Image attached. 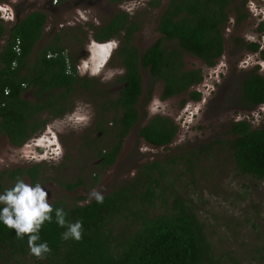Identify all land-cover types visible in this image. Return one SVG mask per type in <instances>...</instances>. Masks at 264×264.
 Here are the masks:
<instances>
[{
    "label": "trees",
    "instance_id": "16d2710c",
    "mask_svg": "<svg viewBox=\"0 0 264 264\" xmlns=\"http://www.w3.org/2000/svg\"><path fill=\"white\" fill-rule=\"evenodd\" d=\"M231 1L167 0L156 21L159 36L142 50L129 42L138 26L128 20L125 11H118L93 27L89 35L99 43L113 36L119 38L116 52L123 66L116 92L99 104L100 111H110L111 116L95 122V128L105 132L104 125L110 122L108 131L114 137L107 148H95L103 167L113 162L123 136L143 115L136 105L142 91L139 67L147 71L150 83L160 81V98L184 91L193 100L200 98V91L190 86L201 80V69L183 67L182 53L196 56L206 66L214 64L223 50L222 29ZM148 2L156 4L158 0ZM45 22L42 9L23 12L11 25L0 18V132L13 145H20L41 130L48 117L69 111L77 87L87 89L92 84L88 82L90 77L77 73L66 52L62 44L66 33L53 31L42 45L35 47ZM169 40L175 44L167 45ZM245 46L255 50L257 43L250 41ZM256 69L254 65L238 81L240 105L246 108L264 100V76ZM27 90L31 92L30 98L24 95ZM42 112L46 116H41ZM176 129L169 116L155 113L137 125V134L146 143L160 146L171 141ZM227 130L231 136L225 141H213L225 142L239 171L264 178V124L251 127L248 120L241 118L232 120ZM179 156L184 157L190 170V156ZM169 159L174 162V156ZM40 166V162H35L27 167L1 170L0 178L9 183L0 185V194L23 174L30 183L37 184ZM168 177L166 164L151 160L142 164L131 179L104 192L102 204L92 200L77 206L76 199L69 204L52 200L54 209H64L67 220L82 221L83 237L79 242L63 241L61 233L65 229L55 223L53 213V221L46 222L39 233V242L46 241L51 249L43 260L29 254L27 237L18 240L14 230L0 223V264L20 263L25 257L37 264H205L208 241L203 224L186 197L171 188L173 182ZM76 184L73 181L64 186L73 188ZM225 264L241 263L232 260Z\"/></svg>",
    "mask_w": 264,
    "mask_h": 264
},
{
    "label": "rangeland",
    "instance_id": "374dc122",
    "mask_svg": "<svg viewBox=\"0 0 264 264\" xmlns=\"http://www.w3.org/2000/svg\"><path fill=\"white\" fill-rule=\"evenodd\" d=\"M148 1L0 0L1 8L10 3L16 15L42 9L46 22L35 47L42 45L53 31L66 33L62 39L66 52L77 73L90 77L88 82L92 83L87 89L78 86L71 96L72 108L61 116L48 117L42 129L20 145L11 144L0 132V171L40 162L36 182L47 191L49 203L59 199L69 204L72 199L84 202L92 189L107 192L131 179L142 164L158 160L169 168L171 188L186 197L203 224L208 241L205 264H225L232 260L241 264H264V178L239 171L225 142L213 141H225L231 136L227 129L232 120L244 118L251 127L264 124V101L252 108L240 105L238 82L254 65L264 76V55H261L264 0H232L227 5L228 17L222 29L225 54L213 64L214 72L222 69L226 73L218 89L213 84L215 91L208 93L210 85L206 89L204 82L216 78V74L206 76L200 59L185 51L183 67H199L203 74L196 87L200 91L197 100L187 97L186 91L160 98V81L150 83L147 71L139 67L142 91L136 105L143 115L123 136L113 162L103 167L98 161L95 148H107L114 138L108 131L110 122L104 125L106 132L95 128L96 120L111 116L110 111L102 113L99 104L116 92L120 85L117 77L123 66L116 52L118 37L99 43L89 34L94 26L118 11H125L128 20L138 26L129 42L142 50L159 36L156 21L167 2L158 0L150 4ZM250 41L257 43L255 50L244 46ZM166 44L174 45L175 41L169 40ZM92 90L99 94H92ZM24 95L30 98V90ZM155 113L169 116L177 125L173 138L165 145H150L137 134V125ZM40 115L46 116V113ZM208 142H211L209 147H201ZM179 155L190 156V170L184 157ZM171 156L174 162L169 159ZM21 179L35 185L25 174ZM73 181L77 182L73 188L64 186ZM7 183L9 180L0 178V185ZM121 227L118 225V229ZM16 264L37 263L25 257Z\"/></svg>",
    "mask_w": 264,
    "mask_h": 264
},
{
    "label": "clouds",
    "instance_id": "9594fccd",
    "mask_svg": "<svg viewBox=\"0 0 264 264\" xmlns=\"http://www.w3.org/2000/svg\"><path fill=\"white\" fill-rule=\"evenodd\" d=\"M55 162H59V154ZM92 200L102 204L103 193L96 189L90 190L83 203H91ZM77 206H81V202L78 201ZM53 213L55 223L65 229L61 233V239L79 242L83 237L82 221H69L63 208L54 209L49 203L47 191L40 183L33 186L17 177L14 185L0 194V223L14 230L18 240L27 237L29 254L39 260H43L51 252L46 241L39 242V233L46 222L53 221Z\"/></svg>",
    "mask_w": 264,
    "mask_h": 264
},
{
    "label": "flooded vegetation",
    "instance_id": "af4514ba",
    "mask_svg": "<svg viewBox=\"0 0 264 264\" xmlns=\"http://www.w3.org/2000/svg\"><path fill=\"white\" fill-rule=\"evenodd\" d=\"M245 46V45H244ZM246 47V46H245ZM248 49V48H247ZM249 50H251V49H249ZM225 52V50L223 49L222 50V52H221V54L217 57V59H216V61L218 60V58L221 56V57H224V53ZM215 61V62H216ZM214 62V63H215ZM224 64V63H223ZM205 67V72H204V74L206 75V76H209V75H211V73H215L216 74V78H212V80H209V81H207V82H204V85H205V87H206V89L209 87L208 85H210V87L208 88L209 89V91H208V93L210 92V91H215L216 89L213 87V84L215 83V86L217 87V89H218V86L223 82V80H225V76H224V74L226 73V70L225 71H223L222 69H218V71L217 72H214L213 71V68H214V65L212 64V65H209V66H206V65H204ZM208 70H210L209 72H207ZM202 76H203V74H202ZM199 83V82H198ZM198 83H195V84H193V85H191L190 86V88H194V89H196V90H199L198 88H196L197 87V85H198ZM215 89V90H214ZM264 101V100H263ZM262 101V102H263ZM262 102H259V103H257L256 105H259L260 103H262Z\"/></svg>",
    "mask_w": 264,
    "mask_h": 264
},
{
    "label": "built area",
    "instance_id": "2783aa9c",
    "mask_svg": "<svg viewBox=\"0 0 264 264\" xmlns=\"http://www.w3.org/2000/svg\"><path fill=\"white\" fill-rule=\"evenodd\" d=\"M52 2H55V0H51ZM2 9V10H1ZM6 10V11H4ZM0 18L4 21L9 23L12 19H13V10H12V6L10 3L5 4V8H1V4H0ZM18 40H16L17 42ZM16 49H18V47H16Z\"/></svg>",
    "mask_w": 264,
    "mask_h": 264
},
{
    "label": "water",
    "instance_id": "95a60500",
    "mask_svg": "<svg viewBox=\"0 0 264 264\" xmlns=\"http://www.w3.org/2000/svg\"><path fill=\"white\" fill-rule=\"evenodd\" d=\"M12 10H13V19L9 22V25H11L15 21H17L18 17L20 16V14L19 15H16V13L14 12V7L13 6H12Z\"/></svg>",
    "mask_w": 264,
    "mask_h": 264
}]
</instances>
